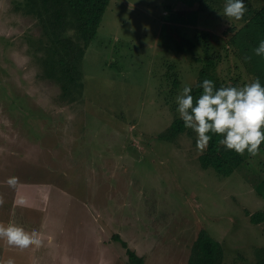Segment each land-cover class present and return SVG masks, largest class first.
<instances>
[{
    "label": "rangeland",
    "instance_id": "obj_1",
    "mask_svg": "<svg viewBox=\"0 0 264 264\" xmlns=\"http://www.w3.org/2000/svg\"><path fill=\"white\" fill-rule=\"evenodd\" d=\"M25 1L0 0V223L36 231L42 244L20 250L0 240V261L131 264V249L144 264H189L206 230L225 264L256 263L264 147L221 179L202 167L206 150L198 152L194 131L165 134L179 118L177 96L197 84L209 56L221 54L213 74L226 87L264 86L258 46L240 52L229 43L246 23L229 21L216 0H112L86 50L82 95L71 103L44 75L42 28Z\"/></svg>",
    "mask_w": 264,
    "mask_h": 264
},
{
    "label": "trees",
    "instance_id": "obj_2",
    "mask_svg": "<svg viewBox=\"0 0 264 264\" xmlns=\"http://www.w3.org/2000/svg\"><path fill=\"white\" fill-rule=\"evenodd\" d=\"M111 1L26 0L24 2V10L27 14H36L42 28V35L38 38L37 45H41L40 62L43 66L44 75L59 85L61 89L60 98L64 101L73 103L79 100L82 95V67L86 50L96 38ZM193 1H195L194 5L196 6L197 3L199 5L207 3V0ZM217 1L221 7L223 4L225 6L226 0L214 2ZM244 3L247 11L243 21L246 25L229 41L231 45H238L240 52H248L249 47L258 46L261 41H264V4L257 9L256 5L253 6L249 0H244ZM200 7L194 12L199 14L202 10ZM201 39L206 41L208 35H202ZM220 56L221 54L216 53V56L213 55L204 59L205 63L199 71L198 82L191 87L192 92L190 94L194 97V101L202 94L201 85L205 79L213 81L217 89L221 86L226 87L220 81L221 79L213 74L217 59ZM167 78H173L172 84L175 88L180 85L181 81L177 73L171 71ZM192 131L184 126V122L179 117L171 124L165 134L170 139H177L179 136ZM219 139L221 137L212 135V140L205 153L200 157V161L205 170H211L223 179L245 166L251 157L247 152L244 156H240L234 151L227 150L218 143ZM263 147L264 143H262L260 150ZM260 217H263L262 213L253 214V222L259 223V220L262 219ZM117 238L121 239L120 237ZM122 243L126 248L128 247L126 242L122 241ZM128 255L131 264H144V259L138 256L135 251L128 249ZM225 260V251L221 243L213 239L206 230H201L192 247L189 264H225ZM254 264H264V248L258 250V260Z\"/></svg>",
    "mask_w": 264,
    "mask_h": 264
},
{
    "label": "clouds",
    "instance_id": "obj_3",
    "mask_svg": "<svg viewBox=\"0 0 264 264\" xmlns=\"http://www.w3.org/2000/svg\"><path fill=\"white\" fill-rule=\"evenodd\" d=\"M246 11L244 0H226L223 16L229 21H241ZM254 53L264 56V41L259 43ZM201 87L203 92L195 101L190 94V86H184L176 98L177 111L184 126L197 135L198 152L203 154L212 135H216L221 137L218 143L227 150L240 156L247 152L250 157H257L264 143V86L259 79L243 87L221 86L218 89L213 81L205 79ZM17 182L16 177L7 181L11 187H15ZM19 202L25 203L22 199ZM2 203L0 200V205ZM0 240L20 250L33 246L39 248L42 244L38 232L29 233L11 223L7 226L0 223ZM0 264H15V260L9 258L0 261Z\"/></svg>",
    "mask_w": 264,
    "mask_h": 264
},
{
    "label": "crops",
    "instance_id": "obj_4",
    "mask_svg": "<svg viewBox=\"0 0 264 264\" xmlns=\"http://www.w3.org/2000/svg\"><path fill=\"white\" fill-rule=\"evenodd\" d=\"M46 227H47V225H46ZM39 236H40V239H41V235H40V233H39Z\"/></svg>",
    "mask_w": 264,
    "mask_h": 264
}]
</instances>
